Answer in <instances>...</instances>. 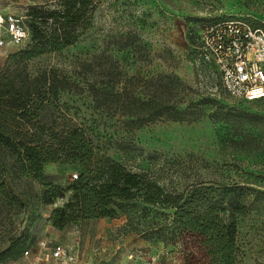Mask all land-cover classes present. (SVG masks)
Returning <instances> with one entry per match:
<instances>
[{
    "label": "rangeland",
    "instance_id": "obj_1",
    "mask_svg": "<svg viewBox=\"0 0 264 264\" xmlns=\"http://www.w3.org/2000/svg\"><path fill=\"white\" fill-rule=\"evenodd\" d=\"M54 1L0 0V11L20 15L29 25L30 5ZM217 16L245 18L264 28V0H104L75 41L29 59L27 68L79 79L85 90L60 92L54 116L81 126L100 153L149 173L166 189L199 181L249 187V209L237 217L234 264H264V98L236 101L222 88L216 70L201 62L198 27ZM24 45L2 46L0 62ZM83 64H88L86 73ZM160 76L172 81L171 100L185 107L208 98L222 120H211L212 105L188 122L158 119L133 127L121 114L95 108L86 91L108 84L145 98ZM43 172L53 185L65 187L79 170L48 163ZM24 185L41 190L21 177ZM67 195L0 216V231L8 223L11 237L33 241L26 254L3 259L2 252L14 243L0 239V264H184L183 245L169 238L170 209L132 200L114 206L109 217L54 227L50 212ZM56 246L62 249L59 256Z\"/></svg>",
    "mask_w": 264,
    "mask_h": 264
},
{
    "label": "trees",
    "instance_id": "obj_2",
    "mask_svg": "<svg viewBox=\"0 0 264 264\" xmlns=\"http://www.w3.org/2000/svg\"><path fill=\"white\" fill-rule=\"evenodd\" d=\"M103 1L30 5L28 42L0 62V216L51 204L68 193L66 201L49 215L54 227L63 228L83 219L109 217L120 202L140 200L171 210L169 238L183 245L184 264H234L237 217L249 209V187L199 181L166 189L149 173L127 168L100 153L81 126L54 116L60 92L85 90L79 79L49 70L34 74L27 68L29 59L75 41ZM82 67L86 73L88 64ZM171 85V80L160 76L145 98L128 95L127 87L118 90L108 84L91 85L86 91L95 108L110 116L119 113L133 127L158 119L188 122L212 105L216 108L209 117L213 122L222 120L216 103L208 98L190 101L185 107L171 100ZM48 163L76 166L79 172L67 186L53 185L43 172ZM21 177L38 183L41 190L20 186ZM9 232L7 223L0 239L14 244L2 252L3 259L17 258L33 243L26 237H11Z\"/></svg>",
    "mask_w": 264,
    "mask_h": 264
},
{
    "label": "built area",
    "instance_id": "obj_3",
    "mask_svg": "<svg viewBox=\"0 0 264 264\" xmlns=\"http://www.w3.org/2000/svg\"><path fill=\"white\" fill-rule=\"evenodd\" d=\"M27 37L22 16L0 11V48L5 44L21 45ZM197 50L201 62L216 70L230 97L244 101L264 98L263 27L241 17H212L198 27ZM61 251V247H53L55 256Z\"/></svg>",
    "mask_w": 264,
    "mask_h": 264
}]
</instances>
